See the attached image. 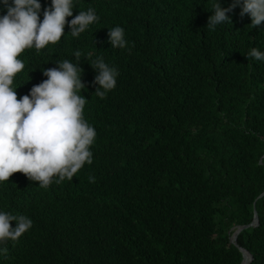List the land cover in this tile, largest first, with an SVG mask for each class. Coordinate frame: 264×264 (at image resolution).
<instances>
[{
    "label": "trees",
    "instance_id": "trees-1",
    "mask_svg": "<svg viewBox=\"0 0 264 264\" xmlns=\"http://www.w3.org/2000/svg\"><path fill=\"white\" fill-rule=\"evenodd\" d=\"M40 3L42 20L51 0ZM212 3L75 0L73 16L94 8L98 21L78 37L66 25L56 44L20 55L18 99L56 62L81 63L83 116L97 135L92 163L71 181L40 187L17 172L0 182V211L33 221L0 245V264H241L238 247L264 264V61L248 56L264 52V25L237 7L232 23L207 28ZM115 26L125 48L108 43ZM97 57L118 70L103 98ZM254 211L258 226L236 247L230 238Z\"/></svg>",
    "mask_w": 264,
    "mask_h": 264
},
{
    "label": "clouds",
    "instance_id": "clouds-1",
    "mask_svg": "<svg viewBox=\"0 0 264 264\" xmlns=\"http://www.w3.org/2000/svg\"><path fill=\"white\" fill-rule=\"evenodd\" d=\"M4 14L0 15V182L9 181L14 173H23L29 180L48 187L74 175L92 163L90 150L96 130L83 116L88 99L80 95L86 88L82 82L81 63L63 59L57 67L44 69L47 79L34 85L29 94L17 98L14 78L25 64L20 55L26 50H41L56 44L64 36L66 25L73 37L84 33L98 21L96 10L88 8L73 16L75 0H51L43 11L40 0H0ZM240 8V16L247 15L251 24L264 25V0H232L228 7L221 0H213L212 15L207 28L231 22V13ZM72 17L69 21L67 18ZM111 47L125 48L124 28L108 29ZM81 52L76 50L78 61ZM248 56L264 61V52L252 48ZM90 66L95 70V94L103 98L116 87L118 70L97 57ZM94 182V177H89ZM13 222L15 227L12 226ZM33 225L25 215L0 211V245L16 241ZM0 254L7 248L0 246Z\"/></svg>",
    "mask_w": 264,
    "mask_h": 264
},
{
    "label": "water",
    "instance_id": "water-1",
    "mask_svg": "<svg viewBox=\"0 0 264 264\" xmlns=\"http://www.w3.org/2000/svg\"><path fill=\"white\" fill-rule=\"evenodd\" d=\"M263 194L260 195V197H262ZM258 226V217H257V213L254 211V218H253V221L251 224L247 225V226H240V227H237L236 230L233 232L231 238H230V242L232 244H234L236 247L237 244H236V239H237V236L239 235V233L246 229L247 227H256ZM239 251L241 252L242 256H243V260H242V263L241 264H249L252 260V257L251 255L245 251L244 249L238 247Z\"/></svg>",
    "mask_w": 264,
    "mask_h": 264
}]
</instances>
